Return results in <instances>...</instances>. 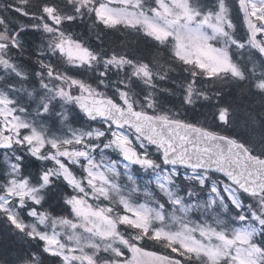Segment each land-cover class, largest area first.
<instances>
[{"label": "snow or ice", "instance_id": "1", "mask_svg": "<svg viewBox=\"0 0 264 264\" xmlns=\"http://www.w3.org/2000/svg\"><path fill=\"white\" fill-rule=\"evenodd\" d=\"M0 264H264V0H0Z\"/></svg>", "mask_w": 264, "mask_h": 264}]
</instances>
